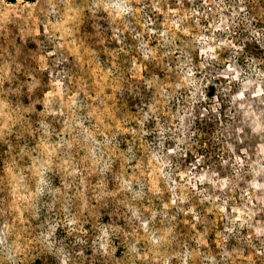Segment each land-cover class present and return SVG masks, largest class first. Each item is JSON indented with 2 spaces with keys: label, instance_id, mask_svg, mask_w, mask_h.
Segmentation results:
<instances>
[{
  "label": "rangeland",
  "instance_id": "obj_1",
  "mask_svg": "<svg viewBox=\"0 0 264 264\" xmlns=\"http://www.w3.org/2000/svg\"><path fill=\"white\" fill-rule=\"evenodd\" d=\"M0 264H264V0H0Z\"/></svg>",
  "mask_w": 264,
  "mask_h": 264
},
{
  "label": "trees",
  "instance_id": "obj_2",
  "mask_svg": "<svg viewBox=\"0 0 264 264\" xmlns=\"http://www.w3.org/2000/svg\"><path fill=\"white\" fill-rule=\"evenodd\" d=\"M28 1H32V0H28Z\"/></svg>",
  "mask_w": 264,
  "mask_h": 264
}]
</instances>
